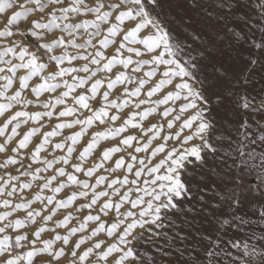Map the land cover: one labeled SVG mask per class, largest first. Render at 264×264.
I'll return each instance as SVG.
<instances>
[{"label":"snow or ice","instance_id":"snow-or-ice-1","mask_svg":"<svg viewBox=\"0 0 264 264\" xmlns=\"http://www.w3.org/2000/svg\"><path fill=\"white\" fill-rule=\"evenodd\" d=\"M0 21V264H264V0Z\"/></svg>","mask_w":264,"mask_h":264},{"label":"rangeland","instance_id":"rangeland-1","mask_svg":"<svg viewBox=\"0 0 264 264\" xmlns=\"http://www.w3.org/2000/svg\"><path fill=\"white\" fill-rule=\"evenodd\" d=\"M0 23H2V21H0ZM21 30H23V29H21ZM16 39L17 40H19L20 39V37L19 36H17L16 37ZM111 47V46H110ZM31 110H35V106H32V108H31ZM95 126V125H94ZM93 126V127H94ZM23 127V126H22ZM53 140H56L57 138H52ZM103 143V141H101V144ZM105 147V146H104ZM46 155H48L49 156V158H51V155H52V153L49 151L48 153H45ZM60 153H57V155H59ZM97 155H98V153H96ZM91 157H89V161L91 162ZM3 161V154H0V162H2ZM10 167V169H11V166H9ZM69 171H71V169H69ZM48 174H51L50 172L48 173ZM4 175V170L3 169H0V176H3ZM80 178H83V177H80ZM34 188H35V184H34ZM27 191V190H26ZM66 194V192H62V193H60V194H57L58 195V197L59 196H64ZM38 206V205H37ZM159 243H163V241H159ZM151 248H152V251H150V252H147V253H144V255L149 259V261H151V259H152V255H153V253H155V246L154 245H152L151 246Z\"/></svg>","mask_w":264,"mask_h":264},{"label":"bare ground","instance_id":"bare-ground-1","mask_svg":"<svg viewBox=\"0 0 264 264\" xmlns=\"http://www.w3.org/2000/svg\"><path fill=\"white\" fill-rule=\"evenodd\" d=\"M117 87H119V86H117ZM129 110H131V109H129ZM155 119H158V117H156V118H153V122H155ZM94 128H95V126H94ZM101 147H106V146H108V142H106V141H103V143L100 145ZM98 153V152H97ZM96 154V153H95ZM99 154V153H98ZM90 162V161H89Z\"/></svg>","mask_w":264,"mask_h":264}]
</instances>
